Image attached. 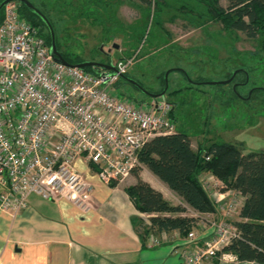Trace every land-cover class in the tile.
<instances>
[{
	"label": "built area",
	"instance_id": "obj_1",
	"mask_svg": "<svg viewBox=\"0 0 264 264\" xmlns=\"http://www.w3.org/2000/svg\"><path fill=\"white\" fill-rule=\"evenodd\" d=\"M135 63L123 57L113 70L67 67L54 61L39 28L23 20L19 5L3 8L0 23V211L15 216L31 195L66 200L81 213L92 207L93 187L76 160L95 171L105 185L119 183L142 168L139 153L157 136L175 133L174 107L163 96L135 101L115 86ZM122 96V97H121ZM218 219L196 220L182 239L196 245L181 250V264H210L240 234L230 218L241 209L240 194L210 174L200 179ZM226 190L224 197L219 190ZM149 215L145 217L149 224ZM154 234L149 248L159 246Z\"/></svg>",
	"mask_w": 264,
	"mask_h": 264
},
{
	"label": "rangeland",
	"instance_id": "obj_2",
	"mask_svg": "<svg viewBox=\"0 0 264 264\" xmlns=\"http://www.w3.org/2000/svg\"><path fill=\"white\" fill-rule=\"evenodd\" d=\"M29 1L51 20L59 50L70 58L110 65L120 57L135 56L126 77L150 93L162 88L164 73L167 93L163 97L175 108V132L187 135L193 150L226 142L239 146L243 155L264 152L260 41L227 31L220 23L201 25L205 8L198 1L167 0L158 9L134 0ZM220 3L227 6L224 0ZM240 69L247 76L238 74ZM234 72L229 84H209L225 82ZM115 88L129 99H148L122 79ZM178 89L182 91L172 93ZM243 201L240 197L239 203ZM238 215L230 223L239 222Z\"/></svg>",
	"mask_w": 264,
	"mask_h": 264
},
{
	"label": "trees",
	"instance_id": "obj_3",
	"mask_svg": "<svg viewBox=\"0 0 264 264\" xmlns=\"http://www.w3.org/2000/svg\"><path fill=\"white\" fill-rule=\"evenodd\" d=\"M2 1L0 0V3ZM134 1L146 7L155 6L157 9L167 2V0ZM195 1L205 8V14L200 16L205 18L201 25L220 23L227 31L241 33L252 41H260L259 51L264 52V0H224L227 3L226 7L221 5V0ZM17 4L21 18L39 28L45 44L50 46V34L45 23L26 6ZM36 8L47 18L54 30L47 15ZM2 17L3 9L0 13V23ZM56 45L61 56L70 64L84 62L82 58H70L59 50L57 42ZM84 70L95 72L93 68ZM243 71L246 72L240 69L238 74ZM230 77L231 75L228 76ZM189 83L201 85L194 84L193 81ZM161 84L162 88L153 94H160L163 91L164 73ZM181 91L182 89H178L172 93L177 94ZM174 109L171 112L172 119ZM139 161L142 167L165 184L181 201L179 205L170 204L160 192L139 178L141 169L134 172L136 182L126 188L125 192L138 212L150 216V225L142 221H133L142 241L150 234L169 232H178L181 237H186L196 222L193 218L182 216L187 209L198 214L214 213L215 204L200 181L203 175L210 174L221 181L225 189L239 193L244 200L238 215L240 221L233 224L240 236L222 248L217 256L230 253L239 262L264 264V152L243 155L239 146L226 142L212 143L206 148L199 146L197 150H193L189 137L182 132H175L148 141L139 153ZM115 185L116 183H112L110 187Z\"/></svg>",
	"mask_w": 264,
	"mask_h": 264
},
{
	"label": "crops",
	"instance_id": "obj_4",
	"mask_svg": "<svg viewBox=\"0 0 264 264\" xmlns=\"http://www.w3.org/2000/svg\"><path fill=\"white\" fill-rule=\"evenodd\" d=\"M74 166L93 187L91 210L81 213L66 200L47 201L31 195L27 208L17 215L0 211V264H181L180 251L196 245L184 244L178 232H169L155 235L161 244L149 248L133 224L134 220L146 223L147 214L138 212L125 192L135 184L134 176L110 187L81 160ZM139 178L170 204L175 205L166 194L181 204L146 168H141ZM219 192L229 195L226 190ZM219 215L200 217L218 219ZM216 264L257 263L239 262L228 253Z\"/></svg>",
	"mask_w": 264,
	"mask_h": 264
},
{
	"label": "water",
	"instance_id": "obj_5",
	"mask_svg": "<svg viewBox=\"0 0 264 264\" xmlns=\"http://www.w3.org/2000/svg\"><path fill=\"white\" fill-rule=\"evenodd\" d=\"M10 2H17V3L23 4L24 6H26V8H28L29 10L34 12L38 17H40L41 20L45 23V25H46V27H47V29L49 31V34H50L49 52H50V55L52 56V58L54 59V61H56L57 63H59L61 65H64V66H67V67H75V68H80V69L93 68V69L113 70V68L110 65L99 64V63H94V62H82V63H78V64H70L69 62H67L61 56V54L57 50L56 38H55L54 30H53L50 22L42 14V12H40L28 0H3L0 3V13H1V10ZM113 48H116V46H114ZM100 50H101V48H100ZM236 74H237V72L232 73L231 77L225 82H214V83L212 82V83H209V84L210 85H220V84H223V85L225 84L226 85V84H229L234 79ZM164 77H165V80H164L165 85H164L163 91L160 94H153V93L145 91L138 83H136L134 80H131V79L127 78L126 76H122L121 79L126 81L127 83L131 84L135 88H137L138 91L142 92L148 98H154V97H157V96H164V94H165V92L167 90V80H166L167 77L166 76H164Z\"/></svg>",
	"mask_w": 264,
	"mask_h": 264
},
{
	"label": "flooded vegetation",
	"instance_id": "obj_6",
	"mask_svg": "<svg viewBox=\"0 0 264 264\" xmlns=\"http://www.w3.org/2000/svg\"><path fill=\"white\" fill-rule=\"evenodd\" d=\"M16 3H17V2H16ZM243 73H245V75H246V72L243 71ZM246 76H247V75H246ZM233 80H234V79H233ZM232 82H233V81H232ZM242 84H243V83H242ZM236 85H238V84H236ZM240 85H241V84H240Z\"/></svg>",
	"mask_w": 264,
	"mask_h": 264
}]
</instances>
